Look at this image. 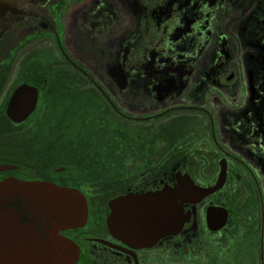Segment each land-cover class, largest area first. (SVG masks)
Masks as SVG:
<instances>
[{"label": "flooded vegetation", "instance_id": "af4514ba", "mask_svg": "<svg viewBox=\"0 0 264 264\" xmlns=\"http://www.w3.org/2000/svg\"><path fill=\"white\" fill-rule=\"evenodd\" d=\"M5 166L85 197L75 264H264V0H22L0 24Z\"/></svg>", "mask_w": 264, "mask_h": 264}, {"label": "water", "instance_id": "95a60500", "mask_svg": "<svg viewBox=\"0 0 264 264\" xmlns=\"http://www.w3.org/2000/svg\"><path fill=\"white\" fill-rule=\"evenodd\" d=\"M22 0H0V24L10 13L17 11ZM37 89L22 87L10 105L24 103L30 115L36 105ZM25 113V112H24ZM14 167H0V171ZM183 186L177 193H185ZM140 197L133 208L141 217L157 212L155 204L148 208ZM156 200V199H155ZM124 208L120 203L116 218L121 219ZM88 219L85 197L74 188L60 187L47 181H24L14 177L0 180V264H75L79 258L77 245L61 235L62 231L83 227Z\"/></svg>", "mask_w": 264, "mask_h": 264}]
</instances>
